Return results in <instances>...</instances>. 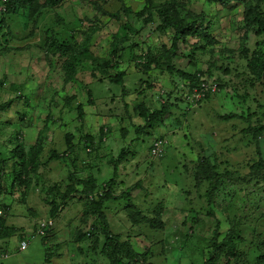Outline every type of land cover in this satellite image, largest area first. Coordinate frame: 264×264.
I'll use <instances>...</instances> for the list:
<instances>
[{
  "label": "rangeland",
  "instance_id": "obj_1",
  "mask_svg": "<svg viewBox=\"0 0 264 264\" xmlns=\"http://www.w3.org/2000/svg\"><path fill=\"white\" fill-rule=\"evenodd\" d=\"M46 1L0 13V173L8 189L0 202L4 211L9 207L0 219L6 233L0 264H205L214 257L216 231L219 242L236 233L235 255L219 264H264V178L252 172L264 162V78L241 59L246 42L264 51V39L244 28L248 9L264 15V0H233L226 7L214 0H63L55 8ZM6 6L0 0V11ZM163 6L194 23L187 36L163 28L156 12ZM197 28L210 39L202 41ZM52 39L65 51L52 48ZM194 74L214 90L188 108L190 82L183 78ZM169 94L178 105L175 117L141 135L133 146L138 155L117 171L116 194L137 187L131 200L143 220L130 216L127 201L106 206L108 228L120 237L111 260L102 253L104 225L89 202L62 198L73 173L95 177L98 185L112 179V163L135 139L134 126L147 125L134 105L158 107ZM67 133L79 142V155L54 158V150L66 151ZM158 138L168 142L166 151L152 158ZM19 144L28 157L24 167L11 153ZM210 154L217 167L212 173L221 176L213 193L210 182L196 180L198 164ZM56 204L61 208L52 216ZM149 221L160 224L153 228ZM24 239L29 247L21 251Z\"/></svg>",
  "mask_w": 264,
  "mask_h": 264
},
{
  "label": "trees",
  "instance_id": "obj_2",
  "mask_svg": "<svg viewBox=\"0 0 264 264\" xmlns=\"http://www.w3.org/2000/svg\"><path fill=\"white\" fill-rule=\"evenodd\" d=\"M38 0H6L5 2L7 3V8H6V13L8 12L9 14H13L15 12H19L21 10V5H30V4H36ZM215 2L223 5L224 7L228 6L229 4H231V2H233V0H214ZM49 7L55 8L58 5H61L63 0H47L46 1ZM35 6H33L32 12H35ZM156 12L158 13L159 19L161 18V20L163 21V28L167 29V28H172V27H177L180 29V32L182 34V37L187 36V32H185L188 29L193 28L194 23L193 22H184L180 20V16L175 12V11H171L170 9H168L167 7H160L156 10ZM1 13V12H0ZM2 14V13H1ZM151 20V19H149ZM245 31L246 34L247 33H253L257 38H261L264 39V15L261 13L256 12L254 9H248L245 18ZM198 29H195V32L197 33V36L202 40V41H206L208 39H210V36L208 35H204L203 31L198 32ZM177 39L174 40V48L173 51H176L178 49L177 47ZM264 43V41H263ZM259 44H256V48L251 50L250 48H248V44L246 42V45L244 47L243 50V54L241 59L245 60L244 62L246 63V69L248 71H250L252 74H254V76L258 79H262L264 78V51L262 52L261 50L257 49V46ZM50 46L52 48H54L56 51H61L64 52L66 45L65 44H59L57 40L52 39ZM174 54V53H173ZM147 64L143 65L142 68L146 67ZM103 67H105L106 69H108L109 67H111V62L107 61L104 62ZM168 69L170 70V72H173V67H171L170 65L168 66ZM145 72H147V70H144ZM124 74H120V79H124ZM185 80H188L190 82V86H185L187 87L186 91L189 94H192L194 92V89L199 87V84L201 83V77H198L197 74L194 75H186L185 78H183ZM117 81H113V83H116ZM118 85L122 86V88H124V83L119 80L117 82ZM125 90V88L123 89ZM170 96L171 94L168 95V97L166 98V100H163L162 103H159L158 107H151L149 105H147L145 102L144 103H140V104H135L133 111L135 113V115L137 117H140L142 119H144L147 122L146 127H140V126H134L135 129V139H132L131 142L122 147L120 149L118 158L115 159L116 161H114L112 163L113 168H114V177L108 181H106L104 184L102 185H98V182L96 180L95 177H89L86 180H83L81 178H77L76 173L71 174L70 176V183L69 185L66 187L67 188V194L62 198L63 200H65L64 203H66L71 197L79 195V196H83L85 198V200L87 202H89L88 204V208L91 214H93L94 216H97L100 221H102L104 227H103V232L106 233V240H105V245L103 247V254L108 256L109 259L113 260L114 256L117 252V246H119V242H120V237L113 235L112 232H110L109 228H108V222H107V217L105 214V208L109 203L112 202H121V201H127L129 203L127 210L130 212V216L134 217L136 222L142 221V213L138 210H136V206L134 203H132L131 200V192L133 190V188H137V187H133L127 191L122 192L120 195L116 194V188L118 186V182L117 179L119 178L117 171L119 170V167L125 162V161H129L130 158L132 157H136L138 155L137 151H135V149H133V146L135 145V142H139V140L141 139V135L143 134H148L150 131H154L156 129L157 126L159 125H163V122L165 123L166 120H168L169 118H171L172 116L175 117L174 112L172 111L173 108H176L178 105L176 102H171L170 100ZM210 98V94H206L205 97L199 102L197 103L196 106L202 104L204 101L208 100ZM180 101L182 99H179ZM184 104L185 106H187L188 108L192 107V104H190V102L188 101V99L185 98ZM82 106V105H81ZM79 107V115L80 118L83 120H85L86 115L84 113L83 110V106ZM176 106V107H174ZM184 110V109H183ZM190 110H188L189 112ZM184 113L187 112V110L183 111ZM183 113V114H184ZM227 120V119H226ZM180 123V122H178ZM78 131L83 133L84 129L82 127L78 128ZM128 133V130L125 128L123 129V133H122V137L124 138L126 136V134ZM249 132H247L246 134H248ZM104 138V137H103ZM103 138L100 139L101 142H103ZM255 140L257 141V143L259 142V133L258 131L255 133L254 135ZM65 139V145H66V151L62 154V155H58L59 153H56V151L54 150V153H52V155L54 156V158H59L60 156H70V154H77L79 155V151L80 150V144L79 142L76 143L75 142V138L73 134H69L67 133L64 136ZM86 139L90 142H92V144L95 142L94 138L87 136ZM160 139V138H158ZM17 140H22V137L20 135L17 136ZM92 144L88 145V142H86V144L82 145L83 148H90L92 146ZM260 148V145H258ZM88 149H86V151H88ZM41 149H38V151H40ZM151 150V148H150ZM13 154H16L17 157L25 162L22 163L18 160L19 164L17 166L19 167H24L26 165V160H27V155L25 154V150H24V146H22V144H19L16 148H14L12 150ZM206 154V153H205ZM29 156V155H28ZM213 156V154L210 155H206L204 156L203 160L201 161L200 164H198L197 166V172L198 175H196V180L197 182L200 183H207L210 182L212 184V193L214 192V190L217 189V185L219 184V180L221 176H216L213 173H216L217 167L215 164H213V162L211 161V157ZM84 163V161H82ZM84 165L87 167V164L84 163ZM213 172V173H212ZM252 172H254V176H260L262 178L263 175L262 173H264V162L263 160H261L257 166H253L252 167ZM5 174L4 172L0 173V195L4 194L8 191V189H6L5 187H3V179L2 177H4ZM140 186V185H139ZM138 186V187H139ZM7 190L5 192V190ZM56 190V189H55ZM58 191V190H57ZM59 192V191H58ZM61 193V192H59ZM210 198V197H209ZM213 198H210V201H212ZM2 203L0 202V219L4 217L8 214H6L7 211H9V207L7 206L5 209L6 211L3 210L2 208ZM61 208L60 205L56 204L54 206V211L52 216H55V214L59 211V209ZM164 206L160 205L157 210H156V215H160L161 212H163ZM54 218V217H52ZM146 221V220H144ZM149 223L151 224V226L153 228H157L159 226L160 223H156L154 224L153 221H149ZM3 227L0 225V236L2 237H6V233L2 232ZM5 231V229H3ZM8 232V231H7ZM236 237V233L234 234L233 232H230L221 242H219V237H218V231L215 232V236L212 239V248L214 249V257L206 262L205 264H219L222 257L223 256H227V255H235V238ZM21 247V244H19V250ZM28 249V248H27ZM22 251V250H21ZM226 252V254L224 255V253ZM237 256V255H236Z\"/></svg>",
  "mask_w": 264,
  "mask_h": 264
},
{
  "label": "built area",
  "instance_id": "obj_3",
  "mask_svg": "<svg viewBox=\"0 0 264 264\" xmlns=\"http://www.w3.org/2000/svg\"><path fill=\"white\" fill-rule=\"evenodd\" d=\"M213 90H214V89H212V88H210V87H207L206 84H202L201 87H200L199 89H196V90H195L194 95H193L192 97H190L189 100H190L193 104H196V103H198L203 97H205L206 93H208V92H211V93H212ZM165 146H166V143H165V142H162V141H157V142H155L154 145H153V147H152V155L155 156V157H161V156L164 154V152H165ZM49 222H51V221H49ZM44 224H47V223H43V224L41 225V228H40L41 232H43L42 229H43V225H44ZM50 226H52V222H51ZM50 226H49V227H50ZM27 248H28V242H27V241H23V242L21 243V247H20V249H21L22 251H26Z\"/></svg>",
  "mask_w": 264,
  "mask_h": 264
},
{
  "label": "clouds",
  "instance_id": "obj_4",
  "mask_svg": "<svg viewBox=\"0 0 264 264\" xmlns=\"http://www.w3.org/2000/svg\"><path fill=\"white\" fill-rule=\"evenodd\" d=\"M5 1H6V0H5ZM4 6H5V5H4ZM0 12H1L2 14H6V8L4 7V10H3V11H0ZM202 84H205V83H201V85H202ZM201 85H199V87H198L197 89H199V88L201 87ZM211 86H213V85H211ZM195 90H196V89H194V92H193L192 94L187 93V94L185 95V98L188 99V101L190 102V104H192V107H194V106L197 105V103H196V104H193V103L189 100V98L192 97V96L194 95ZM206 94H211V92H208V93H206ZM203 98H204V97H203ZM203 98H202V99H203ZM202 99H201V100H202ZM201 100H200V101H201ZM200 101H199V102H200ZM199 102H198V103H199ZM157 141H162V142H165V143H166V146H165V151H166V147H167L168 142H167L166 140L161 139V138H160V139H157V140H155V141L153 142V144H152V146H151L150 156H151L152 158L155 157V156L152 155V147H153L154 143L157 142ZM164 154H165V152H164ZM164 154H163V155H164ZM163 155H162V156H163ZM155 158H157V157H155ZM158 158H159V157H158ZM23 241H27V242H28V247H29V240H28V239H24ZM23 241H21V243H22ZM21 243H20V244H21Z\"/></svg>",
  "mask_w": 264,
  "mask_h": 264
},
{
  "label": "crops",
  "instance_id": "obj_5",
  "mask_svg": "<svg viewBox=\"0 0 264 264\" xmlns=\"http://www.w3.org/2000/svg\"><path fill=\"white\" fill-rule=\"evenodd\" d=\"M138 143V142H137Z\"/></svg>",
  "mask_w": 264,
  "mask_h": 264
}]
</instances>
